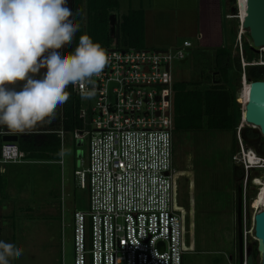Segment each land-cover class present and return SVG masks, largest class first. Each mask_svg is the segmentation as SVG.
I'll use <instances>...</instances> for the list:
<instances>
[{"label": "rangeland", "instance_id": "rangeland-1", "mask_svg": "<svg viewBox=\"0 0 264 264\" xmlns=\"http://www.w3.org/2000/svg\"><path fill=\"white\" fill-rule=\"evenodd\" d=\"M62 7V0H0V40L12 41L15 55L21 56L17 65L0 69V91L16 97L22 89L17 107L0 120L5 131L46 129L41 123L49 100L46 89L70 35L60 19ZM141 8L150 12L144 48L171 50L185 41L193 45L184 64H172L175 83L210 85L216 53L226 48L232 51L231 85L235 94L239 91L241 71L234 55L237 23L226 19L232 13L228 0H121L112 14L118 25L123 15ZM19 69L25 80L17 84ZM82 103L90 105L86 98ZM238 108L242 118L236 133L204 131L175 137L177 205L186 220L187 246L192 244L184 264H239L235 208L242 171L232 160L239 150L238 129L243 122V109ZM243 127L241 139L245 147L253 148L244 135L250 140L261 134L256 127ZM88 158L87 142H75L69 133L64 139L63 166L42 162L3 168V179L13 190L9 201L17 214L0 220V264H74L73 213L89 207V189L75 181V171L82 170V161L87 163ZM1 201L0 208L6 211L5 200Z\"/></svg>", "mask_w": 264, "mask_h": 264}, {"label": "built area", "instance_id": "built-area-1", "mask_svg": "<svg viewBox=\"0 0 264 264\" xmlns=\"http://www.w3.org/2000/svg\"><path fill=\"white\" fill-rule=\"evenodd\" d=\"M242 12L237 0L235 10L226 15L237 23L234 55L241 93L247 83L250 87L248 69L264 67V50L256 59L246 57ZM192 48L189 41L171 50L110 46L87 49L79 59L73 90L90 105L81 104L82 129L58 132L62 166L67 134L75 142L86 141L89 148L88 162L82 161V170L75 171V181L89 189V207L73 213L74 264H184L185 254L192 250L177 205L172 73V64L185 63ZM235 101L244 112L245 104L236 94ZM238 131L239 150L232 160L242 171L236 195L241 188L247 264V250L256 241L254 217L264 209L259 203L264 194V156L245 147L242 125ZM5 135L18 133L0 130V138ZM36 163L42 162L28 159L17 143L0 144L1 166Z\"/></svg>", "mask_w": 264, "mask_h": 264}, {"label": "trees", "instance_id": "trees-1", "mask_svg": "<svg viewBox=\"0 0 264 264\" xmlns=\"http://www.w3.org/2000/svg\"><path fill=\"white\" fill-rule=\"evenodd\" d=\"M120 1L62 0L60 19L65 27L70 28V35L62 52L61 62L54 69L52 84L46 89L49 100L43 108L41 118V123L47 125L46 129L41 132H17L19 135L17 144L28 154V159L40 162L60 159L62 142L58 132L63 130L68 133L83 128V120L80 118L82 99L74 93L72 83L78 61L85 50L106 48L115 43L144 48L146 27L145 11L142 8L130 10L127 15H123L114 37L111 36L109 18L112 12L119 10ZM0 45V69L17 65L16 58L21 60V56L15 55L12 41L1 39ZM244 50L247 59L253 60L254 53L249 52L248 42ZM232 65V51L223 48L216 53V73L211 77L210 85L200 87L198 83L193 82L174 84L175 135L204 131L236 133L242 112L235 101V90L229 78ZM247 73L249 77L261 78L264 75V68H250ZM17 74L15 82L23 83L25 78L22 70L19 69ZM21 91L22 89L17 90V96ZM17 96L0 91V120L17 107L19 102ZM1 123L0 130H3L4 125ZM237 142L235 135L234 143L237 145ZM1 171L0 165V193L3 186Z\"/></svg>", "mask_w": 264, "mask_h": 264}, {"label": "water", "instance_id": "water-1", "mask_svg": "<svg viewBox=\"0 0 264 264\" xmlns=\"http://www.w3.org/2000/svg\"><path fill=\"white\" fill-rule=\"evenodd\" d=\"M235 10L237 0H228ZM241 7L245 9L243 27L245 36L249 40L250 50L260 55L264 50V0H245ZM111 36L114 37L117 28V16L112 14L109 18ZM184 64V62H183ZM112 87V85L110 86ZM241 94L236 92V98ZM245 121L247 124L257 127L262 142H264V80H252L249 87L248 100L245 106ZM19 135H5L0 138L1 143H18ZM238 212H237V240L238 261H244V239L241 219L242 191L238 189ZM1 232V225H0ZM254 234L256 241L247 250V264H264V209L254 217ZM232 260V258H230Z\"/></svg>", "mask_w": 264, "mask_h": 264}, {"label": "crops", "instance_id": "crops-1", "mask_svg": "<svg viewBox=\"0 0 264 264\" xmlns=\"http://www.w3.org/2000/svg\"><path fill=\"white\" fill-rule=\"evenodd\" d=\"M144 11H145V31H146V41H147V32H148V28H149V15H150V12L149 10L145 9V8H142ZM234 31V29H233ZM235 33V31H234ZM175 48H177V46H174ZM158 50H161V49H158ZM61 159H58L56 161H49V162H55L56 164L62 166L59 162H60ZM44 163V162H43ZM21 165H29V164H20V165H12V166H21ZM5 166H10V165H5ZM5 166H2V171H3V168ZM2 171H1V175H2ZM3 178V176H2ZM10 191H11V194H12V189L6 184L5 180L3 179V186H2V191L0 193V204H2V201L1 200H5L3 203L5 204V207H6V211H3L1 208H0V220L5 217V218H9L10 220L13 219V217L16 216L17 212L14 208V205L13 203L14 202H10L9 201V196H10ZM1 206V205H0ZM20 211V210H19ZM25 212L22 211V213L24 214H28L29 213V210H24ZM1 222V221H0ZM238 250V249H237ZM236 254V253H235ZM231 258V257H230Z\"/></svg>", "mask_w": 264, "mask_h": 264}, {"label": "flooded vegetation", "instance_id": "flooded-vegetation-1", "mask_svg": "<svg viewBox=\"0 0 264 264\" xmlns=\"http://www.w3.org/2000/svg\"><path fill=\"white\" fill-rule=\"evenodd\" d=\"M244 41H245V44H246V42L249 43V40H248V38L246 36L244 37ZM262 58L264 60V53L262 54ZM254 68H257V67H254ZM260 68H264V67H260ZM255 79L264 80V75H262L261 78H252V77H249V75H248V80L249 81H252V80H255ZM247 132H249V131H245V133H247ZM245 135H244V138L247 141V143H250L252 145L253 149H255L260 155L264 156V142H262L261 137L253 136L252 138H250V140H248V138ZM237 201H238V197H237ZM237 201H236L235 211L238 210V202Z\"/></svg>", "mask_w": 264, "mask_h": 264}, {"label": "bare ground", "instance_id": "bare-ground-1", "mask_svg": "<svg viewBox=\"0 0 264 264\" xmlns=\"http://www.w3.org/2000/svg\"><path fill=\"white\" fill-rule=\"evenodd\" d=\"M245 0H240V2H241V4L244 2ZM242 10H243V12H242V18H243V20H244V15H245V9L242 7ZM248 94H249V86H248V83L246 84V87H245V90L239 95V97H238V99L240 100V101H242L244 104H245V106H246V103H247V100H248ZM245 106H244V112H243V118H244V120H243V122H242V128H244L243 126L244 125H248V126H250V127H254V126H252V125H249V124H247L246 123V121H245ZM257 128V127H256ZM264 193V192H263ZM259 203H264V194H263V196H262V198H261V200H260V202Z\"/></svg>", "mask_w": 264, "mask_h": 264}]
</instances>
